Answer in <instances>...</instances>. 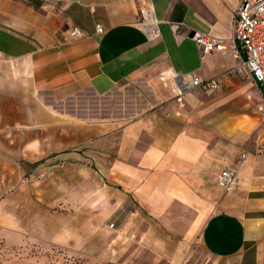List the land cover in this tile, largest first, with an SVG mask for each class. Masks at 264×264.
Here are the masks:
<instances>
[{
  "label": "crops",
  "instance_id": "obj_1",
  "mask_svg": "<svg viewBox=\"0 0 264 264\" xmlns=\"http://www.w3.org/2000/svg\"><path fill=\"white\" fill-rule=\"evenodd\" d=\"M234 5L0 0L3 241L21 242L29 227L22 201L34 182L19 172L48 156L94 173L97 194L105 193L95 212L82 201L65 211L62 232L49 228V239L82 247L96 235L103 254H144L163 264H264L263 121L228 115L199 127L167 95L176 74L216 76L214 91L228 74L249 76L228 72L235 64L228 53L201 52L190 36L228 37ZM72 26L81 34L71 36ZM70 103L75 111L53 109ZM224 165L237 175L229 190L216 180ZM78 182L87 187L86 177Z\"/></svg>",
  "mask_w": 264,
  "mask_h": 264
},
{
  "label": "rangeland",
  "instance_id": "obj_2",
  "mask_svg": "<svg viewBox=\"0 0 264 264\" xmlns=\"http://www.w3.org/2000/svg\"><path fill=\"white\" fill-rule=\"evenodd\" d=\"M172 78L173 89L167 92L172 101L171 108L196 126L219 125L228 115H242L247 119L259 117L264 123L256 110V88L250 76L228 74L224 78L227 82L212 93H205L197 87L183 90L179 87V93L177 80ZM177 93L182 97L178 98ZM44 127L41 125L42 130ZM2 152L0 148V154ZM19 175L26 181L34 182V186L28 188V199L22 201V210L28 218L26 222L29 227L19 243H6L0 238V264H163L144 254H138V260L126 259L124 252L117 253L111 249L103 254L101 247H98L101 238L96 235L89 237L87 246L82 247L49 239V235L55 233L48 229L55 227L57 234L61 233L64 212L78 210L81 201L87 202L93 212L97 207L101 208L99 197L105 193L97 194L99 189L95 187L97 177L94 173L85 176V173L69 170L62 164L54 165L48 156H44L39 162L28 164ZM80 176L87 178V187H79ZM93 222L96 223L95 218Z\"/></svg>",
  "mask_w": 264,
  "mask_h": 264
},
{
  "label": "built area",
  "instance_id": "obj_3",
  "mask_svg": "<svg viewBox=\"0 0 264 264\" xmlns=\"http://www.w3.org/2000/svg\"><path fill=\"white\" fill-rule=\"evenodd\" d=\"M95 28L97 31L102 29L99 24H96ZM69 34L78 36L81 31L72 26ZM191 38L201 52L214 50L228 53L235 62L228 72L242 68L249 74L259 93L256 110L264 119V0H235L228 37L214 35L204 30H193ZM174 77L177 80L178 91L179 87L182 90L186 87H199L214 91L219 85L218 77H206L200 73L190 72L187 79L181 74ZM216 180L224 190L233 188L237 183L235 169L228 165L222 166Z\"/></svg>",
  "mask_w": 264,
  "mask_h": 264
},
{
  "label": "trees",
  "instance_id": "obj_4",
  "mask_svg": "<svg viewBox=\"0 0 264 264\" xmlns=\"http://www.w3.org/2000/svg\"><path fill=\"white\" fill-rule=\"evenodd\" d=\"M55 109H58L60 111H67V112L75 111L71 103L66 107H58L57 106V108H55Z\"/></svg>",
  "mask_w": 264,
  "mask_h": 264
},
{
  "label": "water",
  "instance_id": "obj_5",
  "mask_svg": "<svg viewBox=\"0 0 264 264\" xmlns=\"http://www.w3.org/2000/svg\"><path fill=\"white\" fill-rule=\"evenodd\" d=\"M192 32L190 33V36H191Z\"/></svg>",
  "mask_w": 264,
  "mask_h": 264
}]
</instances>
